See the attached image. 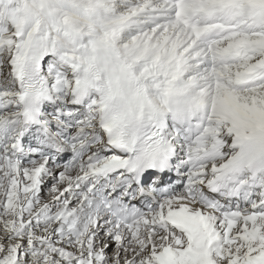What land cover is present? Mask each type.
Returning <instances> with one entry per match:
<instances>
[{"label": "snow or ice", "instance_id": "snow-or-ice-1", "mask_svg": "<svg viewBox=\"0 0 264 264\" xmlns=\"http://www.w3.org/2000/svg\"><path fill=\"white\" fill-rule=\"evenodd\" d=\"M0 264H264V0H0Z\"/></svg>", "mask_w": 264, "mask_h": 264}]
</instances>
